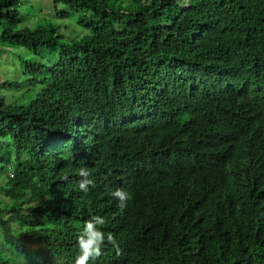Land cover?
Instances as JSON below:
<instances>
[{
  "label": "trees",
  "instance_id": "trees-1",
  "mask_svg": "<svg viewBox=\"0 0 264 264\" xmlns=\"http://www.w3.org/2000/svg\"><path fill=\"white\" fill-rule=\"evenodd\" d=\"M52 1L85 36L29 30L21 0H0L6 44L57 51L25 62L41 86L26 105L0 99L13 145L0 264H36L33 246L40 264H74L96 215L120 254L107 245L89 264H264V0ZM117 188L131 195L122 212Z\"/></svg>",
  "mask_w": 264,
  "mask_h": 264
},
{
  "label": "rangeland",
  "instance_id": "rangeland-1",
  "mask_svg": "<svg viewBox=\"0 0 264 264\" xmlns=\"http://www.w3.org/2000/svg\"><path fill=\"white\" fill-rule=\"evenodd\" d=\"M121 1V0H117ZM128 3V0H123ZM18 12L20 14L21 26L29 30L44 25H52L60 28L59 33L65 40L79 39L86 35L85 30L76 24L79 14H71V8L65 4H55L52 0H21ZM56 11L70 14L68 18L56 16ZM57 58V51L39 50L38 54L23 47H14L4 42L0 37V99L8 105L24 106L38 92L41 86L30 87L25 80L28 75L24 71L26 61L41 63H53ZM0 157L12 151L13 145L9 138H0ZM13 159V154L10 155ZM0 168V185L6 182L7 176L11 174L13 162ZM18 228L14 226V230ZM2 246L0 244V250Z\"/></svg>",
  "mask_w": 264,
  "mask_h": 264
},
{
  "label": "clouds",
  "instance_id": "clouds-1",
  "mask_svg": "<svg viewBox=\"0 0 264 264\" xmlns=\"http://www.w3.org/2000/svg\"><path fill=\"white\" fill-rule=\"evenodd\" d=\"M79 180L77 181L78 188L81 192L87 193L90 188L96 186L95 181L90 178V171L87 167L77 169ZM68 177H64L67 181ZM109 195L116 200L118 209L122 212L126 207L131 195L122 188H117L110 191ZM106 223L105 218L96 215L84 222L83 230L77 237L78 254L74 258V264H89L90 261H96L105 253L104 249L107 245L115 248L117 255L120 254V247L112 233L107 234L101 231V227ZM33 260L36 264H40L41 258L36 255L37 248H31ZM19 264H28L27 254H20Z\"/></svg>",
  "mask_w": 264,
  "mask_h": 264
}]
</instances>
